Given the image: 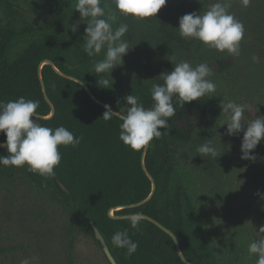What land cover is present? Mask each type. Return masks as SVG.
Segmentation results:
<instances>
[{
    "label": "trees",
    "instance_id": "16d2710c",
    "mask_svg": "<svg viewBox=\"0 0 264 264\" xmlns=\"http://www.w3.org/2000/svg\"><path fill=\"white\" fill-rule=\"evenodd\" d=\"M182 8L177 5L163 11L161 29L168 39L176 42H182L183 38L172 16L175 17ZM79 19L75 9H68L45 23L28 15L17 2L0 0V100L8 102L24 97L37 101L36 115L43 117L38 119L41 126L52 129L64 126L76 137H82L75 148L59 146L62 159L54 169V177H41L27 171L26 167L0 165V178L21 173L39 189H54L60 194L72 217L66 233L67 264L72 262L77 232L88 234L100 245L90 221L103 236L117 264H184L171 237L148 220L143 219L133 229L127 219H113L109 215L112 209L138 203L150 194L152 184L142 168L143 150L132 151L122 144L119 140L122 121L115 117L105 121L102 117L105 108L96 104L80 84L60 77L50 65L42 64L46 60L52 61L60 72L82 81L97 100L123 113L126 101L120 100L111 84L108 89L98 85L103 74L94 72L93 61L99 57L90 58L83 51L87 25L80 23L75 33L69 29V25ZM226 67L227 62L219 63L220 70ZM172 69L166 59L147 68L140 80L128 85L126 97L136 95L145 108L150 107L152 84H162L159 76ZM40 79L55 109L49 118H44L51 114V107L44 99ZM174 106L176 115L169 119L170 127L159 129L168 134L154 138L144 157V165L156 184L152 198L144 205L113 214L141 212L175 235L183 256L190 263L218 264L183 185L173 183L174 148L191 142L201 128L214 125L216 113L206 96L200 101L186 103L182 108L174 100ZM5 140L4 134L0 133V143ZM6 155V148H0V156ZM57 180L68 192L59 190ZM253 186L259 197L264 196V170L256 173ZM124 230L138 244L132 256L111 242L115 232Z\"/></svg>",
    "mask_w": 264,
    "mask_h": 264
},
{
    "label": "rangeland",
    "instance_id": "374dc122",
    "mask_svg": "<svg viewBox=\"0 0 264 264\" xmlns=\"http://www.w3.org/2000/svg\"><path fill=\"white\" fill-rule=\"evenodd\" d=\"M12 1L35 20L45 23L68 9H75L74 0ZM213 2L166 0L153 19L136 22L121 18L119 23L129 26L125 38L132 48L123 57V64L111 71L113 84L111 80L109 83L124 102L128 85L140 80L147 68L164 59L172 66L182 60L193 66L208 63L214 73L211 79L217 85L214 97L206 96L215 110V123L201 128L191 142L174 148L173 183L183 185L218 264H255L256 258L250 257L248 246L264 237V202L253 186L256 173L264 170V139L251 153L255 160H242L243 130L233 136L226 135L221 103L234 101L246 105L245 124L255 116H264V0H251L247 8L240 0H232L229 11L245 27L239 56L219 53L195 40H170L161 29L164 9L183 6L172 16L179 27L182 16L203 13ZM253 56L258 58L256 62ZM101 58L102 54L98 59ZM220 62H227L228 67L220 70ZM242 129L246 125L242 124ZM206 139L221 153L218 157H201L196 151ZM71 223L70 208L56 190L39 189L21 173L0 178V264H21L25 259L29 264H67L66 233ZM71 264L110 263L91 236L77 232Z\"/></svg>",
    "mask_w": 264,
    "mask_h": 264
},
{
    "label": "clouds",
    "instance_id": "9594fccd",
    "mask_svg": "<svg viewBox=\"0 0 264 264\" xmlns=\"http://www.w3.org/2000/svg\"><path fill=\"white\" fill-rule=\"evenodd\" d=\"M74 3L80 19L69 25V29L75 33L80 23L87 25L83 36V51L90 58L102 54L101 59L93 61V67L96 74H103L98 85L108 89L111 71L123 64V57L132 48L129 47L130 41L125 38L129 26L119 23L120 19L136 22L153 19L166 4V0H74ZM240 3L247 8L251 0H240ZM231 6L232 0H215L203 13L193 12L182 16L176 29L183 39L195 40L219 53L239 56L245 27L229 11ZM252 59L256 62L258 58L253 56ZM213 75L212 68L206 62L193 66L189 61L182 60L173 66L171 72L159 76L162 84H152L150 107L145 108L140 97L131 94L125 98L123 113L113 112L109 105H104L102 117L105 121L114 117L120 119L119 140L129 150L140 152L154 138L159 139L168 134L159 129L170 127L169 119L176 115L174 100L182 108L186 103L200 101L202 97H214L217 85L211 79ZM38 107L37 101L24 97L8 102L0 100V133L6 137L4 143H0V148H6L8 153L0 156V165L26 167L29 172L50 178L55 176L54 169L62 159L59 146L75 148L82 137H76L64 126L55 129L41 126L35 119ZM246 107L234 101L221 103L225 115L222 126L226 125L228 136L243 130L241 159L255 160L251 153L264 139V116H255L245 124ZM242 124L246 125V129H242ZM204 141L196 149L201 157L216 158L221 154L210 139ZM261 199L264 200V196ZM126 219L135 229L143 221L144 215L141 212L129 213ZM111 242L114 247L125 249L128 256H132L138 248L127 230L115 232ZM248 252L250 257L256 258L255 264H264V237L251 241ZM21 264H29L28 259L22 260Z\"/></svg>",
    "mask_w": 264,
    "mask_h": 264
},
{
    "label": "water",
    "instance_id": "95a60500",
    "mask_svg": "<svg viewBox=\"0 0 264 264\" xmlns=\"http://www.w3.org/2000/svg\"><path fill=\"white\" fill-rule=\"evenodd\" d=\"M42 64H48V65H50V66L53 68V70H54V71H55L60 77H62V78H64V79H68V80L73 81V82H76V83L79 82L78 84H80V85L85 89V91H86L87 94L91 97V99H92L96 104H98V105H100L101 107L104 108V105H106V104H104L103 102L97 100V99L92 95V93L90 92V90L88 89V87H87L82 81H80L79 79H77V78H75V77H72V76H70V75H68V74H66V73H62V72H60V71L56 68V66L54 65V63H53L52 61L46 60V61H44ZM40 78H41V77H40ZM40 82H41V88H42V92H43L44 99L47 101V103H48V104L50 105V107H51V114H50L49 116L44 117V118H49V117H51V116L54 114L55 109H54L53 105L51 104V102L49 101V99H48V97H47V94H46V90H45V86H44V82H43V80L40 79ZM111 110H112V109H111ZM112 111H113V112H117V111H114V110H112ZM40 118H43V117H41V116H39V115H36V118H35V119L37 120V123H39V124H40V122H39L38 119H40ZM40 125H41V124H40ZM149 146H150V144H149L145 149H143L142 160H141V161H142V168H143V171L145 172L146 176L148 177V179L151 181V184H152L151 192H150V194L148 195L147 198H145L144 200H142V201H140V202H138V203L130 204V205H126V206H120V207H118V208L112 209V210L110 211L109 215H110L113 219H118V220H124V219H126V216H127V215H116V216H115V215L113 214V212H115V211L117 212V211H120V210H122V209H132V208H136V207H139V206H141V205L146 204L147 202L150 201V199L152 198V196H153V194H154V192H155V190H156V184H155V182H154V179H153L152 176L149 174V172L147 171V169H146V167H145V165H144V157H145V155H146V152H147ZM56 183H57V186H58V188H59L60 191H62V192H68L67 189L65 188V186H64L59 180H57ZM144 219L148 220L149 222H151L152 224H154L156 227H158L160 230H162V231H164L165 233H167V234L171 237V239L173 240V242H174V244H175V247H176V250H177V253H178V255H179L181 261H182L184 264H192V263H190L188 260H186L185 257L183 256V254H182V252H181V250H180V247H179L178 240H177V238L175 237V235H174L171 231H169V230L166 229L163 225H161L159 222H157L156 220H154V219H152V218H150V217L144 216ZM90 226H91V228H92V230H93V232H94L95 239L100 243L101 248H102V250H103V252H104L106 258L108 259L109 263H110V264H117L116 261H115V259H114L113 256L111 255V253H110V251H109V249H108V246H107V244H106V242H105L103 236L100 234L99 230L97 229V227L94 225V223H93L92 221H90Z\"/></svg>",
    "mask_w": 264,
    "mask_h": 264
}]
</instances>
